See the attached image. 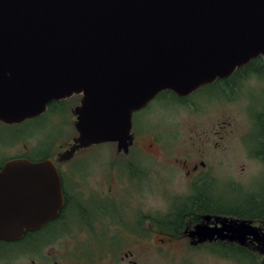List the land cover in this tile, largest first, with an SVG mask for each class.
Instances as JSON below:
<instances>
[{"label":"flooded vegetation","instance_id":"flooded-vegetation-1","mask_svg":"<svg viewBox=\"0 0 264 264\" xmlns=\"http://www.w3.org/2000/svg\"><path fill=\"white\" fill-rule=\"evenodd\" d=\"M241 68L186 96L160 93L132 114L120 150L105 142L67 152L81 95L52 100L20 122L0 121V171L15 160H50L61 193L52 219L0 240V264H264V97L254 100L256 90L264 93V70ZM169 96L170 108L212 122L197 142L187 139L182 157L169 151L176 124L158 122L163 106H151Z\"/></svg>","mask_w":264,"mask_h":264},{"label":"water","instance_id":"water-1","mask_svg":"<svg viewBox=\"0 0 264 264\" xmlns=\"http://www.w3.org/2000/svg\"><path fill=\"white\" fill-rule=\"evenodd\" d=\"M264 57V0H0V121L81 95L69 149L130 138L131 117L162 92L186 96ZM50 160L0 171V240L52 219Z\"/></svg>","mask_w":264,"mask_h":264},{"label":"rangeland","instance_id":"rangeland-1","mask_svg":"<svg viewBox=\"0 0 264 264\" xmlns=\"http://www.w3.org/2000/svg\"><path fill=\"white\" fill-rule=\"evenodd\" d=\"M254 95L253 96L255 97L254 98L255 101L257 99L262 100L264 97V93L261 95V92H259L257 90L255 91ZM196 97L197 98L200 97V93H196L193 96V98H196ZM174 102H176V100L173 97L169 96L163 100L161 98H158L157 101H155L151 104V106L155 107V108H158L159 105L163 106L160 109V113L158 115V118H156L157 116L155 114V118L157 119L158 122L161 121L163 124H164V122H166L167 124H168V122H169V124H172V122H173L174 124H176V128L179 131V133L177 134L178 138L176 137V140H178V141L176 142V146L174 148H171V150H169V151L174 152L175 157L176 156L182 157L183 153L186 152V150L188 148V141H190V143L197 142L198 136L202 135L205 130H209L208 128H210L212 126V122L211 121H204L203 119H199L198 117L191 115L186 110L179 109V108H176V109L170 108L171 105H174ZM249 109H252L251 104H250ZM226 111H228V110H225V112ZM233 112L234 111H231L229 116H235V114ZM214 118H218V117H214ZM68 126L69 125H66V124L63 125V128L60 132V135L63 134V136H65L66 134H69V132H71V125L69 127ZM238 126H239V133L244 132V130L246 129L245 128L246 125L243 121H241V117L239 116V114H238ZM184 136H185V138H184ZM161 137L163 140H166V139L169 140L168 137L165 138L163 134L161 135ZM183 138H184V140H183ZM187 139H188V141H187ZM240 161H241V159L239 160V162ZM250 166H252V165H250ZM160 172L165 173V172H167V169L163 170V171L160 170ZM160 175L161 174L159 173L160 181L166 182L167 181L166 177H164L162 175L163 176V178H162ZM242 177H244V176H242ZM171 181L180 182L181 179L179 177H176L175 180L173 179ZM250 183H252V181H250Z\"/></svg>","mask_w":264,"mask_h":264},{"label":"trees","instance_id":"trees-1","mask_svg":"<svg viewBox=\"0 0 264 264\" xmlns=\"http://www.w3.org/2000/svg\"><path fill=\"white\" fill-rule=\"evenodd\" d=\"M264 70V61L263 60H254L249 65L241 68L240 70Z\"/></svg>","mask_w":264,"mask_h":264}]
</instances>
